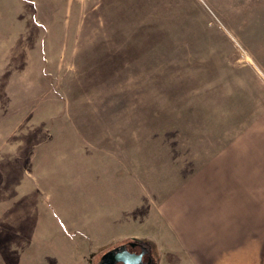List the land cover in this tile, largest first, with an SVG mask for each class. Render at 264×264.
<instances>
[{"label":"rangeland","instance_id":"1","mask_svg":"<svg viewBox=\"0 0 264 264\" xmlns=\"http://www.w3.org/2000/svg\"><path fill=\"white\" fill-rule=\"evenodd\" d=\"M243 141L264 150V0H0V264L244 259L206 166Z\"/></svg>","mask_w":264,"mask_h":264},{"label":"crops","instance_id":"2","mask_svg":"<svg viewBox=\"0 0 264 264\" xmlns=\"http://www.w3.org/2000/svg\"><path fill=\"white\" fill-rule=\"evenodd\" d=\"M242 144L243 148L227 149L225 155L218 151L206 164L212 178L216 176L215 171H218L222 180L220 185L225 186L227 190L228 224L225 233L233 236L236 241L233 246H237V251L246 253L242 260L238 257L240 254L235 255L238 257L237 260L234 258L229 260L230 255L227 256L226 261H230L229 264H250L249 253L264 252V150L251 148L245 145L244 141ZM186 227L188 229L185 232L177 230L174 234L180 240L181 237L183 238V233H185L184 237L190 240L191 234V240L195 245L192 237L199 235V231L202 232L204 229H199L197 225L196 229L194 224H190V228L195 230L189 234L188 223ZM212 245L210 248L213 249Z\"/></svg>","mask_w":264,"mask_h":264},{"label":"flooded vegetation","instance_id":"3","mask_svg":"<svg viewBox=\"0 0 264 264\" xmlns=\"http://www.w3.org/2000/svg\"><path fill=\"white\" fill-rule=\"evenodd\" d=\"M131 244L132 249H139L141 248L140 246H135L132 242H129ZM118 248V247H117ZM116 248H113L106 252L104 255H102L99 264H123L122 261H125L127 255H129V252H123V251H114ZM146 256L143 257V260ZM136 259L132 257L131 259L128 260L127 264H136Z\"/></svg>","mask_w":264,"mask_h":264},{"label":"water","instance_id":"4","mask_svg":"<svg viewBox=\"0 0 264 264\" xmlns=\"http://www.w3.org/2000/svg\"><path fill=\"white\" fill-rule=\"evenodd\" d=\"M114 251H123V252H129L125 259V261H122L123 264H127L128 260L134 257L136 259V264H141L142 259L144 256L148 254V251L145 247H141L139 249H132L130 243H126L125 245H122L118 248H116Z\"/></svg>","mask_w":264,"mask_h":264}]
</instances>
